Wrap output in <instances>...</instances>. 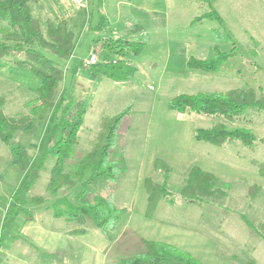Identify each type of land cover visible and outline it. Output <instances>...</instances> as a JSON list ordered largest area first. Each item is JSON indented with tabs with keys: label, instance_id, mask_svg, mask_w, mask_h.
I'll list each match as a JSON object with an SVG mask.
<instances>
[{
	"label": "rangeland",
	"instance_id": "obj_1",
	"mask_svg": "<svg viewBox=\"0 0 264 264\" xmlns=\"http://www.w3.org/2000/svg\"><path fill=\"white\" fill-rule=\"evenodd\" d=\"M84 1L85 8L80 9L70 0H33L30 6L44 36L47 20L57 23L63 19L74 33L69 58L60 60L49 51H43L64 72L60 97L66 99L74 95L90 100L78 144L67 162L68 171L90 150L100 120L116 116L130 106L127 121L118 126L116 146L110 154L111 161L123 156L126 171L120 174L115 185L105 178L96 180L83 198L87 200L94 194L111 198L126 214L108 233L95 228L90 221L80 226L64 218H54L55 199L67 196L73 200L75 193L74 188H63L53 196L46 190L53 161L40 163V159L55 128L43 127L37 135L17 133L15 140L27 147L31 167L24 173L11 167L9 150L0 141V237H3L0 264H75L74 252L78 257L90 256L95 263L94 254L85 242H98L101 237L104 242L121 239L114 249L129 240L135 241L129 252L121 254L123 259L131 258L142 251L136 241L138 234L131 231L140 219L146 220L143 216L147 202L145 178L158 184L167 181L174 204L160 201L155 217L165 220L166 230L183 237V243L191 249L209 260L215 257L225 263L264 264V240L245 223H251L264 237V178L251 164L252 160L264 162V143L257 140L252 147H247L234 141L217 147L193 138L196 129L209 128L214 122H222L229 129L244 128L257 139L264 138V112L249 109L229 123L217 116L179 113L167 108L170 99L179 94H222L229 89L248 87L264 91V69L255 67L259 63L251 52L253 41L248 43L240 37L244 28L257 29L249 7L234 2L230 5L226 0H210L213 9L218 8L225 15L238 41H234V57L221 66L220 72L206 73L187 69V59L191 56L206 59L216 44L215 33L224 40L219 44L224 52L232 49L233 41L225 42L228 29L217 22L202 20L190 24L195 17L209 12L205 0ZM100 14L108 22L107 29H95ZM135 23L143 27L148 42L140 54L129 53L123 59L137 68L133 79L128 82L103 79L95 86L94 74L84 61L91 51L100 61L117 59L103 48V43L108 39L140 41V34H129ZM6 29V23L0 19V38ZM263 58L264 55L262 62ZM20 60L22 56L4 59L6 67L0 71V99L5 100L2 109L10 117L28 114L27 103L35 98L29 88L30 83L36 85L33 79L24 72L16 73V77L8 71L11 67L16 69ZM156 159L169 168L167 176L162 167L154 168ZM195 166L218 179L225 192L223 198L204 199L197 206L186 202L181 189ZM253 186L255 190L250 189ZM38 199L42 201L32 203ZM129 213L133 214L132 226L126 224L127 231L122 235L121 230L118 234ZM80 228L86 230L85 235H70L71 230ZM181 230L189 235L177 232ZM57 237L62 248L55 255H49L41 247L56 243L57 239L52 238ZM67 259L72 262L65 263Z\"/></svg>",
	"mask_w": 264,
	"mask_h": 264
},
{
	"label": "trees",
	"instance_id": "obj_2",
	"mask_svg": "<svg viewBox=\"0 0 264 264\" xmlns=\"http://www.w3.org/2000/svg\"><path fill=\"white\" fill-rule=\"evenodd\" d=\"M33 0H0V19L7 29L0 38V71L6 67L4 59L22 56L23 60L16 63L17 68H9L12 74L24 72L28 78L33 79L36 85L30 83V90L35 98L27 103L29 113L10 117L2 107L5 100L0 99V141L7 147L10 153V166L15 167L20 173L27 172L31 167V157L27 147L15 140L17 133L24 135H37L43 127L54 129V136L50 140L40 163L52 160L49 171L46 190L53 196L63 188H74L73 200L58 197L52 205L54 218H64L84 226L87 221L92 225L108 233L116 224L120 223L126 210L118 207L113 199L94 194L91 198L83 199L89 188L94 186L96 180L105 178L115 185L120 174L126 171L122 155L115 161L110 160L111 150L116 146V132L118 126L127 121L130 106L120 114L112 117H103L100 120L98 132L93 144L75 165L71 171L67 170V162L70 160L74 147L78 144V133L82 127L84 116L88 110L90 100L69 95L66 99L60 97V85L64 79V72L53 59L47 57L43 51H49L60 60L71 56L74 47V33L68 28L67 21L61 19L57 23L47 20L46 36L42 33L39 20L33 15L30 3ZM209 12L195 17L191 25L202 20L217 22L221 27L223 20L210 4ZM86 14V13H85ZM108 22L104 15H99L96 30L107 29ZM130 35L140 34V41L108 39L103 43V48L112 53L117 59L100 61L90 66L94 74L95 86L103 79L113 82H128L133 79L137 68L126 63L123 59L126 55L140 54L148 42V36L139 23L133 24L129 29ZM216 35V44L206 59L189 57L186 68L206 73L219 72L221 66L234 56L235 45L229 52L221 50L219 44L224 43ZM233 41L230 33H226L225 42ZM20 75V74H19ZM17 77V76H16ZM171 111L179 113H196L204 116L220 117L231 123L247 110L254 109L264 112V91H256L248 87L243 89H230L222 94L195 93L179 94L167 104ZM194 140L205 142L212 146L221 147L225 144L237 141L244 146L252 147L255 141L264 143V138L257 137L244 128L229 129L222 122H214L209 128H199L194 132ZM251 164L257 168V173L264 178V162L255 160ZM156 170L162 167L166 176L169 168L160 160L153 164ZM165 176V178H167ZM256 188V186L250 187ZM144 190L147 202L144 216L151 219L160 201L170 205L174 204L173 195L167 190V181L162 184L154 182L151 178L144 179ZM181 196L190 205H200L204 199L219 200L225 196V192L219 185L218 179L200 167H192L188 173L185 185L181 189ZM41 199L32 203H39ZM251 230L261 239L255 227L245 222ZM72 235H84L85 229H74ZM3 237H0V247ZM142 251L131 258L121 259L119 264H202L190 254L172 245L159 242L141 240Z\"/></svg>",
	"mask_w": 264,
	"mask_h": 264
},
{
	"label": "crops",
	"instance_id": "obj_3",
	"mask_svg": "<svg viewBox=\"0 0 264 264\" xmlns=\"http://www.w3.org/2000/svg\"><path fill=\"white\" fill-rule=\"evenodd\" d=\"M226 2L227 4H230V5L232 2H234L237 4L248 6L250 11L252 12L253 15L252 14L251 15L253 16L254 22L257 25V29L244 28L242 33H240L239 29H237V33H240V37L244 38L245 41H247L248 43H250L251 40L253 41L252 47L254 48L251 52L253 54V58H255L257 62L259 63L258 66L255 65V67H257L256 69H264V62L261 61V56L264 55V0H226ZM215 10L221 16L223 20V26L227 28L228 32L232 35L233 37L232 43H234L235 40L238 41L236 32L227 23L225 15L222 14V12L218 8H216ZM235 49H236V45H235ZM234 55H235V52H234ZM253 80L255 81L254 78ZM263 85H264V82H263ZM236 89H240V88H236ZM80 132L81 131H79L78 134H80ZM144 213H145V210H144ZM126 217L127 219L124 221V224L122 225V227L119 228L120 230H117L118 234H119V231L122 230V235H123L127 231V229L125 228L126 224L131 225L134 221L132 219L133 217L132 213H129ZM144 218L146 220L142 219L143 220L142 221L140 219L141 222L138 224H135L136 226L131 231V233L135 232L138 234V238L136 239V241H138L140 245H141V240L165 243L168 245H172L182 251L187 252L193 258H195L197 261L201 262L202 264H234V263H225L224 261H217L218 259L215 257H212L210 260L206 259L205 256L198 253L196 250L191 249V247H189L187 244L183 243V237L176 235L175 233L171 231H167L166 227L168 226V223L165 220H157L155 217V214L153 215L151 219H147L145 216ZM177 232L179 234L189 235L188 232L184 233L182 230L177 231ZM70 235L72 236L71 233ZM95 235H98V233H96ZM52 239L53 240L57 239L56 243H50L47 245L43 243V245H46V246L41 247L49 255H55L57 251L62 248L58 237L52 238ZM101 240H103L102 237L98 242H93V241L85 242V245L87 246V248H90L92 253L94 254L95 263H94V260L92 261L91 259H89L90 256L88 257L86 256V254H84V256L79 255L78 257L77 252H74V256H75L74 259H76L75 264H119L120 260L123 259L121 257V254L124 252H129V250L133 248L131 247L132 246L131 244L135 242L133 240H129L127 244L122 245L118 249H114V245L120 242L121 239H114L113 241H107V242H104ZM203 245H206V243H204ZM9 259L12 260V257H9ZM66 262L71 263L72 261L67 259L65 260V263Z\"/></svg>",
	"mask_w": 264,
	"mask_h": 264
},
{
	"label": "built area",
	"instance_id": "obj_4",
	"mask_svg": "<svg viewBox=\"0 0 264 264\" xmlns=\"http://www.w3.org/2000/svg\"><path fill=\"white\" fill-rule=\"evenodd\" d=\"M75 7L80 9V7L85 8V1L84 0H70ZM98 62V56L94 51H91L88 58L84 61V64L87 66L94 65Z\"/></svg>",
	"mask_w": 264,
	"mask_h": 264
}]
</instances>
